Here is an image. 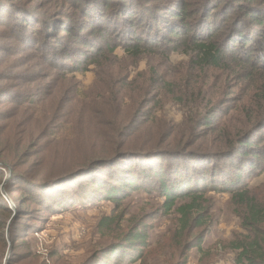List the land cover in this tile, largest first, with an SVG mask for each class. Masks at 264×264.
Here are the masks:
<instances>
[{"label":"trees","instance_id":"obj_1","mask_svg":"<svg viewBox=\"0 0 264 264\" xmlns=\"http://www.w3.org/2000/svg\"><path fill=\"white\" fill-rule=\"evenodd\" d=\"M164 13L176 24L168 36L159 33ZM141 15L146 22L130 20ZM0 27V44L30 47L52 70L40 86L49 94L39 98L30 93L38 80L16 82L0 72V113L41 101L35 111L22 108L3 120L0 130L2 169L11 171V182L39 190L15 186L20 225L0 232V264L6 238L15 247L28 232L22 215L36 219L35 205L52 208L44 197L51 191L61 197L54 196L53 209L113 204L98 222L104 244L84 264L145 260L152 229L146 221L159 216L174 217L166 246L178 264H188L211 229L210 192L229 193L240 219V231L224 244L234 264H264V197L249 184L264 169V0H0ZM120 48L127 59L149 53L160 61L131 79L128 60L115 55ZM173 55L182 59L174 63ZM91 66L96 86L77 95L75 74ZM170 66L178 70L168 72ZM168 102L179 107L180 122L164 111ZM66 127L72 134L49 136ZM4 176L0 171V182ZM136 193L163 204L132 214L126 200Z\"/></svg>","mask_w":264,"mask_h":264},{"label":"rangeland","instance_id":"obj_2","mask_svg":"<svg viewBox=\"0 0 264 264\" xmlns=\"http://www.w3.org/2000/svg\"><path fill=\"white\" fill-rule=\"evenodd\" d=\"M70 1L72 0H68V2ZM141 16L142 18L134 17L130 20L137 25L140 22H146L148 17L146 15ZM114 17L108 14L106 20L108 23H112L115 20ZM96 19L104 20L100 15L96 16ZM159 19L161 21L158 24L159 33L161 36H168L169 32L174 30L172 28L176 25L171 21L173 19L172 15L164 13V16L159 17ZM30 25L35 27L36 22L32 20ZM144 25L146 26V24ZM120 28H126V24H120ZM0 30H2L1 27ZM19 30L22 31L20 28ZM9 31L12 35L14 34L12 30ZM0 38H2L1 35ZM5 39L8 40L9 38ZM162 39L163 37L160 38V41ZM7 42L3 43L6 44L5 47L0 46V72L5 73L8 78L16 82H20L22 78H27L29 81L38 80V83L31 85V97L39 98L49 94V88L40 86L42 84H48L46 78L51 74V68L43 65L44 62L41 61L38 53L32 48L21 47L15 40ZM115 55L120 59L125 58L128 60V65L132 69L131 79L136 76L141 78L142 75L139 76L140 73H149L151 68L160 61L155 55H150L149 53L138 59H130L129 57L127 59V56H124L121 48L115 52ZM171 58L174 63L182 59L179 55H173ZM94 68V66H91L87 73L75 74L74 80L77 83V95L84 96L83 91L88 92L92 87L96 86L97 75ZM176 70H178L176 66H170L167 71L172 72ZM68 79L71 80L72 77ZM40 102L17 104L15 107L0 113V130L3 131V120L9 118L22 108L27 111H35L40 107ZM164 111H167L170 117H174L176 123L181 121L182 113L177 105L174 106L168 102V104L164 105ZM218 115L216 120L221 121L224 117H220L221 114ZM158 116H160V112H158ZM238 120H240V114L231 121L232 125ZM259 132H264V130ZM70 133L72 134V129L69 127L49 130L50 137H63ZM10 137L13 142L14 137L12 135ZM77 148L78 146L75 145L67 148V150L72 151ZM52 150H54V147ZM262 166L263 164L256 170V177L249 182L252 192L260 197H264V169ZM0 171L5 175L0 182V211H4L6 206L9 208V212H4L5 215L0 216V232H7L8 224H11V226L20 225L18 224V205L16 201L11 199V194H18V189L15 186L24 188L27 193L39 190L29 186L26 181L18 180L17 183H14L16 181L11 182V171L3 170L1 164ZM18 182H20V185ZM51 192L57 199L61 198L57 192ZM37 194L38 196L43 195L38 192ZM54 196L44 195L47 199L51 198L48 205L52 207L50 210L44 208L38 209L35 205V211H32V215H38L36 219L31 218L26 213L22 215L23 221L28 225V228H26L28 232L20 233L18 238L20 243L15 244V247L14 243H12V238L5 237L6 249L4 258L2 257L1 259V264H84L91 253L98 250L104 244L101 243V237L98 233V222L104 214H111L113 210L112 203L106 204L104 202L95 206L92 204L88 207L87 205L70 204L67 208L63 206L60 209H53L56 201ZM208 197H211V205L214 210L211 229L204 237L201 251L195 248L189 253L188 264H234L233 253L224 249V244L231 240L236 232L240 231V219L237 217L231 203L232 197L229 193L218 194L214 192H210ZM147 198L154 197H150L144 193H136L127 199L126 203L130 202L128 204L131 206L130 213L136 214L143 209H152L150 204H163V200L151 201ZM19 202L21 204V201ZM37 210H40V212ZM129 218L130 216L127 217V219ZM146 224L152 226L150 231L151 255L145 260L140 259L134 264H178L171 253V249L166 246L167 243L172 242L174 237V232L172 231L175 224L174 217L159 216L157 219L152 218L147 220ZM29 227H31L30 231ZM12 228L16 230L15 227L12 226ZM3 250V238H1L0 252H3ZM10 258H13V260H10Z\"/></svg>","mask_w":264,"mask_h":264}]
</instances>
